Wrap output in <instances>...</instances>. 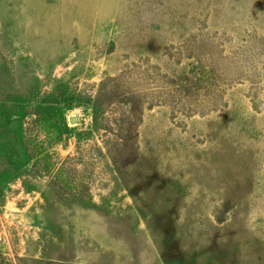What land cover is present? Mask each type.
Here are the masks:
<instances>
[{"label":"rangeland","instance_id":"rangeland-1","mask_svg":"<svg viewBox=\"0 0 264 264\" xmlns=\"http://www.w3.org/2000/svg\"><path fill=\"white\" fill-rule=\"evenodd\" d=\"M0 264H264V0H0Z\"/></svg>","mask_w":264,"mask_h":264},{"label":"trees","instance_id":"trees-1","mask_svg":"<svg viewBox=\"0 0 264 264\" xmlns=\"http://www.w3.org/2000/svg\"><path fill=\"white\" fill-rule=\"evenodd\" d=\"M96 113H97V110H96V108L94 109V120H97V118H96ZM43 162V161H42ZM45 163H46V161H45ZM44 165V164H43ZM46 165H48V169L50 168L49 166H51L52 164L51 163H49V164H47L46 163ZM51 170V169H50ZM53 170V169H52Z\"/></svg>","mask_w":264,"mask_h":264}]
</instances>
